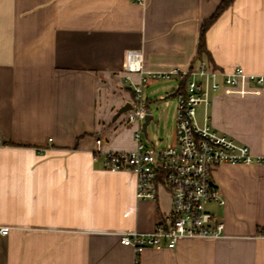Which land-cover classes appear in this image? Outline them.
<instances>
[{"label":"crops","instance_id":"0c3cea01","mask_svg":"<svg viewBox=\"0 0 264 264\" xmlns=\"http://www.w3.org/2000/svg\"><path fill=\"white\" fill-rule=\"evenodd\" d=\"M223 1L0 0V264H135L121 236L154 232L171 195L160 181L154 201L139 200L135 176L104 165L105 153L136 146L138 125L114 120L140 81L127 56L141 53L151 72L207 62L264 76V0H234L206 32L209 56L198 55ZM152 81L150 94L160 90ZM169 81L172 101L180 81ZM210 123L263 157L264 85L214 93ZM211 182L225 201L207 206L223 236L148 247L139 264H264V164H221Z\"/></svg>","mask_w":264,"mask_h":264},{"label":"built area","instance_id":"2783aa9c","mask_svg":"<svg viewBox=\"0 0 264 264\" xmlns=\"http://www.w3.org/2000/svg\"><path fill=\"white\" fill-rule=\"evenodd\" d=\"M137 2L144 4L145 0ZM142 59L141 53H132L127 56L126 64L127 73L140 75L138 83L131 82L132 109L124 119L126 125H138L133 135L135 149L104 154L107 170L128 171L135 176L139 200L154 201L160 181L171 195V211L154 232L121 236V244L134 250L135 264H139V255L148 247L172 250L178 240L184 238H221L224 224L207 208L211 203L225 204L211 182L212 171L221 164H264V156H253L246 145L217 132L210 123L214 93L259 94L264 76L248 74L239 66L229 72L221 71L207 62L188 71L151 72L144 69ZM173 78L180 81L173 93L176 100L175 145L156 150L145 143L141 128L147 115L143 85L150 79L169 81ZM96 144L101 148L102 139L98 138ZM8 232V228L0 229L3 235ZM259 236L264 238V228L259 230Z\"/></svg>","mask_w":264,"mask_h":264},{"label":"rangeland","instance_id":"374dc122","mask_svg":"<svg viewBox=\"0 0 264 264\" xmlns=\"http://www.w3.org/2000/svg\"><path fill=\"white\" fill-rule=\"evenodd\" d=\"M152 80L157 81L156 84L158 85V88L160 90L155 91L154 94H150L146 92V90H143V103H147V97L152 101V104H149V107L147 109L145 106L146 112L147 114H150L155 117V120H153L147 128L148 139H145V143L148 146L159 150L175 145L174 109L176 106H173L176 105V101H170V99L167 98L169 93H171L172 91V86L174 84L173 81L150 79L149 82L146 83V85H143V88L146 89L147 84H149ZM129 97H131L130 100H132V96ZM156 99L158 101H156ZM125 116L126 114H123L122 116H120V119H124Z\"/></svg>","mask_w":264,"mask_h":264},{"label":"trees","instance_id":"16d2710c","mask_svg":"<svg viewBox=\"0 0 264 264\" xmlns=\"http://www.w3.org/2000/svg\"><path fill=\"white\" fill-rule=\"evenodd\" d=\"M234 0H225L222 2V4L217 9L216 13L207 21H205L202 25L201 33H200V39H199V47H198V55H207L209 56V53L207 51L206 47V32L208 29L218 20L220 15L233 3ZM216 69V68H215Z\"/></svg>","mask_w":264,"mask_h":264},{"label":"water","instance_id":"95a60500","mask_svg":"<svg viewBox=\"0 0 264 264\" xmlns=\"http://www.w3.org/2000/svg\"><path fill=\"white\" fill-rule=\"evenodd\" d=\"M132 109V104L131 103H127L124 106H122L115 114L114 116V120L118 119L120 116H122L123 114H126L127 112H129ZM155 120L154 117L150 114H147L144 122L142 123V132L143 135L145 136V138H147V128L150 125V123Z\"/></svg>","mask_w":264,"mask_h":264}]
</instances>
